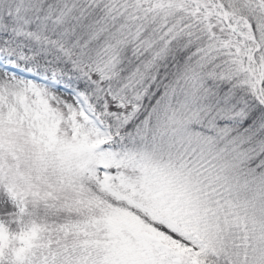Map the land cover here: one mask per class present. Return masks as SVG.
Returning a JSON list of instances; mask_svg holds the SVG:
<instances>
[{"label": "snow or ice", "instance_id": "6c2138e0", "mask_svg": "<svg viewBox=\"0 0 264 264\" xmlns=\"http://www.w3.org/2000/svg\"><path fill=\"white\" fill-rule=\"evenodd\" d=\"M0 264H264V0H0Z\"/></svg>", "mask_w": 264, "mask_h": 264}]
</instances>
